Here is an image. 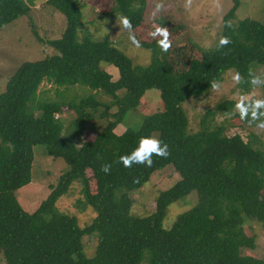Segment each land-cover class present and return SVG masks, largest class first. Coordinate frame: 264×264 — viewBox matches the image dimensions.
<instances>
[{"label": "trees", "instance_id": "16d2710c", "mask_svg": "<svg viewBox=\"0 0 264 264\" xmlns=\"http://www.w3.org/2000/svg\"><path fill=\"white\" fill-rule=\"evenodd\" d=\"M47 3L66 19L61 36L46 40L56 52L22 62L0 93V251L7 264H145L143 260L147 264H264V259L243 253V248L256 246V236L248 235L244 225L251 221L264 225V149L214 123L216 110H227L231 103L209 109L195 132L189 129L183 107L189 97L207 93L232 68L248 87L254 68L264 65V22L249 17L234 21L241 2L232 0L220 34L229 38V44L200 47V57L180 65L171 59L169 47L162 50L158 40L141 39L153 54L149 64L137 65L109 35L101 40L79 35L80 0ZM145 8L146 0H115V10L129 20L132 31L143 25ZM30 10L25 0H0V29L29 16ZM101 63L117 67L119 78L113 79ZM44 81L58 87L87 86L91 92L68 103L46 101L38 93ZM150 88L160 90L163 109L138 127L117 133V126ZM98 93L111 100H100ZM65 106L73 111L68 122L57 116ZM95 120L104 122L102 129L94 139L83 140ZM143 136L159 139L167 146V155H153L151 166L124 167L119 157L130 153ZM37 144H48L50 154L63 158L68 168L29 212L16 192L32 181ZM105 164L110 165L108 172L102 171ZM170 164L180 180L160 192L154 213L132 214L130 192ZM77 180L86 205L96 212L85 226L58 206ZM193 191L199 195L198 202L165 228L168 206ZM92 234L97 244L94 256L88 257L83 239Z\"/></svg>", "mask_w": 264, "mask_h": 264}, {"label": "rangeland", "instance_id": "374dc122", "mask_svg": "<svg viewBox=\"0 0 264 264\" xmlns=\"http://www.w3.org/2000/svg\"><path fill=\"white\" fill-rule=\"evenodd\" d=\"M25 1L31 8L29 16H21L0 29V93L5 91L8 79L22 62L39 60L55 53V48L46 40L60 37L66 27L64 14L47 3V0ZM240 2L234 21L249 17L264 22V0H240ZM80 3L83 22L80 36L88 34L95 40H101L109 35L112 42L135 64L147 65L153 53L150 48L143 46L140 40L163 39L159 35L156 37L151 35L156 27H161L167 32L166 42L169 44L171 59L175 64L184 65L189 59L200 57V47L205 50L217 46L222 31V20L231 7L232 0H146L143 25L136 31L122 26L123 16L115 10V0H80ZM159 18L169 19L170 22L162 24ZM31 23L34 24L42 41L33 32ZM130 37H133L136 43H133ZM101 66L113 75V79L119 78L117 67L106 63H101ZM236 73L237 70L234 68L227 70L216 87H212L205 94L193 95L183 103L189 116V129L191 132L199 130L200 120L209 109H214L222 102H228L232 106L227 110H216L214 123L224 124L229 135L240 134L244 140H251L254 145L264 149V128L257 127L259 122L264 121V116H259L257 120L248 117L241 119L239 109L236 107L241 101L264 99V83L249 84L245 87L241 82L242 78L240 82L232 79ZM254 76L264 80V65H257L254 68ZM90 92L91 89L87 86L58 87L49 81H44L38 91L39 98L43 100L66 103L80 100ZM98 98L104 102L111 100L102 93H98ZM163 107L160 90L150 88L115 131L120 134L127 128H136L144 119ZM103 110L104 106L100 111ZM115 110L116 108H113L111 111ZM57 116L63 117L68 122L73 116V111L65 106L64 112ZM103 125L102 120H95L87 128L82 139H94ZM34 155L32 181L16 192L20 204L29 212H33L48 196L52 186L58 183L60 175L68 168L63 158L53 157L50 154L48 144L35 145ZM87 174L90 176L91 171H87ZM180 178V173L171 164L156 170L141 188L130 192L133 199L132 214L143 217L154 213L160 192L172 187ZM90 182L94 191L95 181L91 178ZM198 199V193L193 191L171 203L163 226L167 229L171 228L177 217L192 208ZM58 206L62 211L76 216L81 226L89 224L96 216L95 210L90 205H86L79 180L74 181L69 191L59 199ZM244 228L248 235L256 236V246L243 248V253L264 259V225L251 221L245 224ZM83 241L87 256L93 257L97 236L86 235ZM143 261L147 264L146 260ZM0 264H7L1 251Z\"/></svg>", "mask_w": 264, "mask_h": 264}, {"label": "clouds", "instance_id": "9594fccd", "mask_svg": "<svg viewBox=\"0 0 264 264\" xmlns=\"http://www.w3.org/2000/svg\"><path fill=\"white\" fill-rule=\"evenodd\" d=\"M121 24L124 28H131V24L126 17L121 18ZM153 37L157 35L163 37L157 41L162 50H166L169 47L167 41V32L164 31L161 27H156L155 30L151 33ZM133 40V43H136L133 37H130ZM230 43V40L227 36H221L218 41L217 47H222ZM232 79L236 82H240V74L237 72L233 75ZM249 83L251 85H258L264 83L258 76H251ZM217 85H213L216 87ZM236 107L239 109V115L241 119L248 117L251 120H257L259 116H264V99H255L250 102H238ZM257 127L264 128V121H261L257 124ZM156 156H166L167 155V146L163 144L159 139L152 136H143L141 137L136 147L128 154L121 155L119 161L124 167H131L133 164H143L145 166H151L152 157ZM110 169L109 164L102 166V171L108 172Z\"/></svg>", "mask_w": 264, "mask_h": 264}]
</instances>
